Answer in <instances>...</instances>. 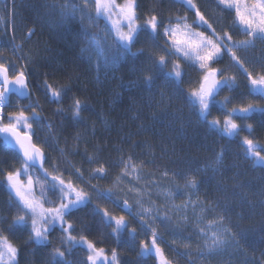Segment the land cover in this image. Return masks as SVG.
<instances>
[{
    "label": "trees",
    "instance_id": "trees-1",
    "mask_svg": "<svg viewBox=\"0 0 264 264\" xmlns=\"http://www.w3.org/2000/svg\"><path fill=\"white\" fill-rule=\"evenodd\" d=\"M43 1L14 0L13 4L11 0L0 1V49L18 45V53L23 58L18 65L25 60L28 62L31 99L39 102L43 121L33 126L36 131L34 140L44 149L45 168L51 171L54 165L65 179L73 181L77 177L75 169L79 168L82 178L89 180L91 170L103 163L108 168L107 177L90 182L101 190H111L112 200L118 203H112L106 209L116 216L125 215L132 227H137L133 216L141 211L138 200H142L145 208L159 209V214L166 213L168 217L176 211L174 206L180 207L177 216L173 215L164 225H157L164 242L160 243L163 251L170 258L182 260L177 264H264V166L254 165L246 159L240 145L243 137L249 136L264 147V112L251 113L243 121L236 119L243 131L235 137L210 129L185 103L176 87L166 86L164 79L159 77L151 90L141 82V70L146 67L145 57L152 47L151 40L141 34L132 49L134 52L145 49V56L139 60L129 56L118 60L114 66L111 64L97 71L96 63H89L87 55L81 56V48L86 42L81 23L62 22L57 8L59 2L54 0L55 4H49ZM117 2L122 4L124 0ZM193 2L218 34L230 32L234 42L248 39L234 13L218 6V0ZM136 3L141 24L152 11L165 24L169 20L175 22L178 16L186 17L189 24L196 19L180 0H136ZM96 23L99 28L94 25L89 31H99L101 35L107 25L103 18ZM33 30L34 34L29 38L28 34ZM193 30L204 29L196 27ZM157 43L163 45V38ZM236 54L247 61L245 67L248 71L255 75L264 72L261 66L264 63L261 59L264 57L263 43H257L246 53L238 51ZM182 66L186 75L180 90L186 93L197 86L200 75L188 63ZM214 67L224 69L225 76H234L237 87L233 92L221 91L217 101L232 97V104L222 110L217 104L209 119L223 120L222 112L248 103L264 108L258 94H249L242 70L233 65L228 55H223L222 62ZM45 80L57 88H65L66 94L59 105L64 111L58 113V105L47 102L43 89ZM74 97L85 105L79 122L73 120L68 111ZM29 102L16 103L12 98L13 106L7 111H14ZM249 124L251 133L247 129ZM59 149L64 150L63 155ZM12 152L0 141V170L20 167ZM221 154L223 158L217 164ZM128 155L134 157L141 178L136 180L128 176L118 181L121 172L119 159ZM88 157H93L92 163ZM31 171L40 175L35 169ZM186 175L196 177L200 182L198 189H185ZM132 185L143 191H129ZM169 192L171 196L166 198ZM124 200L129 203L131 215L116 207ZM189 200L192 203L183 207ZM9 203L7 189L0 187V229H7L14 215L9 212ZM201 203L204 209H215L216 213L227 208L223 227L232 233L228 244L211 255L199 237L197 220L204 219L206 224L213 213H201ZM96 204L98 202L91 196L90 204L69 217L76 230L73 234L82 233L108 253L116 249L118 264H156L152 256L139 255L140 240L150 237L138 227L134 241L128 232L113 236L111 229L101 222L100 214L94 211ZM5 235L20 249L19 264H49L53 248L69 247L66 243L61 245L62 234L57 227L43 245L30 242L26 234L13 236L5 232ZM197 251L201 256L196 257L194 252ZM86 258V247L82 245H77L71 255H66L73 264H85Z\"/></svg>",
    "mask_w": 264,
    "mask_h": 264
},
{
    "label": "snow or ice",
    "instance_id": "snow-or-ice-1",
    "mask_svg": "<svg viewBox=\"0 0 264 264\" xmlns=\"http://www.w3.org/2000/svg\"><path fill=\"white\" fill-rule=\"evenodd\" d=\"M180 3L194 14L196 19L193 24L187 23L186 17L179 16L175 22L169 20L165 24L154 11L149 12L141 24L139 23L141 18L137 15L136 0H124L122 4L117 0H80L79 3L76 0H66L58 7L61 9L60 15L69 21L76 20L77 13L80 14L79 19L86 38L81 48V56L87 55L89 63L95 58L97 71L101 67H107L109 63L114 66L118 60L129 56L137 60L144 57V48L135 52L132 50L143 34L147 40L152 41V47L145 57L146 67L141 70V82L146 89L151 90L158 77L164 79L166 86L176 87L185 103L210 129L220 131L228 137L238 136L243 129L235 122L236 119L246 120L251 113L264 112V108L248 103L246 106L233 107L231 111L222 112L223 120L209 119L217 104L220 105L221 110L232 104V97L217 101L216 97L221 91L227 89L233 92L237 87L234 76H225V70L214 67V65L222 62L223 55H228L233 65L242 70L249 94L255 93L264 98V72L255 75L248 71L245 67L247 61L236 54L237 50L255 48L257 41L264 43V0H253L250 5L246 0H218V6L234 11L236 22L243 26L242 33L248 39L238 42H234L233 34L230 32L218 34L193 0H180ZM101 18L110 25L104 29L103 37L99 31H89L94 25L97 29L99 28L96 22ZM85 19L88 21L86 26L84 25ZM196 27L204 30L194 31ZM33 34L34 30L30 31L29 38ZM161 37L163 45L157 43ZM113 45L115 52H112ZM19 47L14 45V51ZM21 59L23 58L17 57V60ZM261 59L264 60V57ZM186 62L198 68L200 78L196 87L184 93L180 90V85L184 83L186 72L182 65ZM27 63L25 60L18 65L11 61L0 60V136L3 137L5 145L13 146L15 151L12 155L20 164V167L0 170V177H2L0 187L7 189L10 201L9 212H14L9 227L0 229V264H19L20 249L9 239L8 235H5V232L13 236L17 233L26 234L30 242L43 245L46 244L51 231L56 227L61 230V245L66 243L69 247L68 249L53 248L49 264H73L72 260L66 259V255H71L77 245L86 247L85 264H118L116 249L108 253L104 248L97 247L82 233L73 234L76 230L69 217L76 210L90 204L91 196L84 187L72 179H65L64 174L56 166L53 165L51 171L45 168L47 157L43 147L34 140L36 131L33 128L34 125L43 122L42 110L39 102H33L31 99V86L28 83L30 73L27 70ZM261 66L264 67V63ZM43 89L47 102L56 103L58 113L64 111L59 105L62 104L66 94L65 88H57L45 80ZM13 95L17 99L27 98L30 102L26 106H18L14 111L9 112L7 109L13 106ZM84 110L85 105L78 97H74L68 106L72 119L77 122L81 120V113ZM247 129L251 133L252 126L247 125ZM49 130H51L50 125ZM240 145L246 159L251 160L254 165L264 166V154H262L264 147L249 136L243 137ZM59 151L63 155L64 150L59 149ZM222 158L223 154L217 158V164ZM88 159L90 163L93 162V157H88ZM142 166L143 162L140 163V167ZM119 167L121 172L117 177L118 181L128 176H133L136 180L141 178L133 156H121ZM32 169L40 175H34ZM75 174L78 179L82 180L83 173L79 168L75 169ZM107 175L108 168L103 163H99L91 170L89 180L104 179ZM184 179L186 190L198 189L200 182L195 176L186 175ZM129 183L131 184V181ZM37 188H39V193L36 191ZM92 189L98 198L109 200L114 204L118 203L112 200L111 190L102 191L97 185H92ZM129 191L139 193L143 190L132 185ZM168 196H171V192L166 193V198ZM190 203H192L190 200L187 201L183 207L186 208ZM137 204L141 211L133 216V219L137 227L147 237H150V239L140 240L139 255L152 256L157 264H170L159 246L161 238L155 226L157 219L163 223L169 217L165 213L161 218L159 209H153L151 206L145 208L142 200H138ZM120 206L123 209H129L128 214L131 215L127 200H124ZM174 207L177 212L180 211V207ZM94 211L100 214L101 222L106 228L111 229L113 236L119 237L122 233L128 232L133 241L136 239L137 227H132L125 215H113L108 209L101 208L99 204L95 205ZM200 211L201 213L204 211L213 213L207 218L206 224L204 219L197 220L199 237L204 242V248L211 255L224 248L232 237L229 229L223 227L226 219L224 213L227 212V208L216 213L215 209H204L201 203Z\"/></svg>",
    "mask_w": 264,
    "mask_h": 264
},
{
    "label": "rangeland",
    "instance_id": "rangeland-1",
    "mask_svg": "<svg viewBox=\"0 0 264 264\" xmlns=\"http://www.w3.org/2000/svg\"><path fill=\"white\" fill-rule=\"evenodd\" d=\"M0 1H3V0H0ZM56 2L58 1L59 3H57V6L58 5H60L61 3H60V1L59 0H55ZM54 0L52 1V0H44L43 2H45V3H49V4H53V2H54V4L56 3ZM11 2H12V4L14 3V0H11ZM66 2V1H65ZM76 2L77 3H79L80 2V0H76ZM246 2L250 5L252 2H253V0H246ZM63 3H64V1H63ZM223 7V6H222ZM57 8H59V7H57ZM60 9V8H59ZM60 11H61V9H60ZM232 11V10H231ZM233 13H234V15H235V12L234 11H232ZM93 15H95V13H93ZM79 16H80V14L79 13H77V19L76 20H71V21H69L67 18H64V17H62L60 14H59V18L62 20V22H66V21H68V22H78V23H81L80 22V19H79ZM114 19H115V17H113ZM235 18H236V16H235ZM104 20V19H103ZM105 21V20H104ZM105 23H106V25L107 26H110V25H108L107 24V22L105 21ZM88 24V21L85 19L84 20V25H87ZM239 27H240V29L242 30V27L243 26H241V25H239ZM195 31V30H194ZM105 35V32H104V30H103V32H102V34H101V36L103 37ZM257 43H261V42H259V41H257L256 42V44H255V46L257 45ZM109 44H111V40H109ZM264 44V43H263ZM252 48H249V49H241V50H237V52L238 51H241V52H243V53H246L247 51H249V50H251ZM116 51V49H115V46L113 45L112 46V52H115ZM236 52V53H237ZM0 60H3V61H11V62H14V63H16V64H18V62H21V60H17V57H20V55H19V53H18V49L17 50H15L14 51V46L12 45V47H9L8 45L6 46V48H4V49H0ZM110 55H111V53H110ZM92 62H94V63H96L95 62V58H93V61ZM186 63H188V62H186ZM188 65L190 66V63H188ZM108 66H111V63H109L108 64ZM107 66V67H108ZM192 67V66H191ZM193 69H194V71H195V73L197 74V75H200V72H199V70H198V68H195V67H192ZM258 97L260 98V100L262 101V102H264V98H262V97H260L259 95H258ZM16 101V100H15ZM18 101V100H17ZM39 129V128H38ZM41 129V128H40ZM24 179H26V177L24 178ZM74 182H76L78 185H80L81 187H84L85 188V191H88L89 193H90V196H92L97 202H98V204L101 206V208H107V207H111V205H112V202L111 201H109V200H104V199H100V198H98L97 196H96V194H95V191L92 189V183L90 182V180H88V179H84V178H82V180H80V179H78L77 177L74 179ZM101 190V189H100ZM36 191H37V193H39V188H37L36 189ZM102 191H106V190H102ZM116 207H118L119 209H121V211H123V212H126V213H128L129 212V209H123L120 205H116ZM172 211V210H171ZM173 215H178V212L177 211H175V212H172L171 214H170V216H169V219L168 220H166V221H169L170 220V218L173 216ZM160 216H161V218L164 216L163 214H160ZM131 221V220H130ZM166 221H164L163 223H161V221L160 220H158L157 221V224H156V228L158 229V227H157V225H164V224H166ZM132 222V221H131ZM57 228H59V227H57ZM60 229V228H59ZM159 236H160V242H159V246L162 248V246L160 245V243H162L163 241H162V236L159 234ZM164 243V242H163ZM163 250V249H162ZM195 254H196V257H199V256H201V252H199V251H197V252H194ZM164 254H165V256L167 257V259L169 260V262H170V264H177V263H182V260H179V259H176V257H173V258H170V257H168L167 256V254H166V252L164 251ZM156 264H157V261H156Z\"/></svg>",
    "mask_w": 264,
    "mask_h": 264
},
{
    "label": "water",
    "instance_id": "water-1",
    "mask_svg": "<svg viewBox=\"0 0 264 264\" xmlns=\"http://www.w3.org/2000/svg\"><path fill=\"white\" fill-rule=\"evenodd\" d=\"M13 97L15 98V99H17V97L15 96V95H13ZM19 102H22V101H26L27 100V98H19V99H17ZM0 141L4 144V142H3V137L2 136H0ZM5 145V144H4ZM9 150H11V151H15V149L13 148V146L12 145H5Z\"/></svg>",
    "mask_w": 264,
    "mask_h": 264
}]
</instances>
